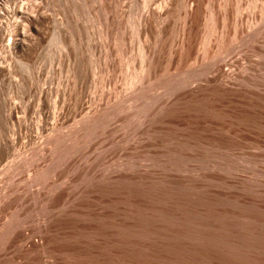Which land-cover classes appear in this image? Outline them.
Masks as SVG:
<instances>
[{"label":"rangeland","instance_id":"obj_1","mask_svg":"<svg viewBox=\"0 0 264 264\" xmlns=\"http://www.w3.org/2000/svg\"><path fill=\"white\" fill-rule=\"evenodd\" d=\"M166 2V34L138 32ZM23 4L40 22H18L29 63L0 76V111L15 109L0 165L18 167L0 178V264H264V0H202L195 54L179 48L191 0H0V21ZM216 62L245 89L239 105L179 95ZM39 118L61 140L51 178L30 188Z\"/></svg>","mask_w":264,"mask_h":264},{"label":"bare ground","instance_id":"obj_2","mask_svg":"<svg viewBox=\"0 0 264 264\" xmlns=\"http://www.w3.org/2000/svg\"><path fill=\"white\" fill-rule=\"evenodd\" d=\"M192 1V4L185 10L184 12V19H185V27L182 31V34H181V37H180V46L179 48L182 50V51H185V52H190L192 54H195V48L196 46L194 47L193 46V43H195V38H196V31H197V22L199 20V16H200V7L202 5V0H191ZM169 2V1H167ZM165 3L164 5H161L159 6L158 8L156 9H151L149 8V6L147 7L145 4V15L144 17L142 18V21L138 24V32L142 33L145 37H146V29H147V25L149 24V22H154L156 23L157 27H158V36L159 37H163L166 32H167V29L170 27H168V18H169V15L171 14L172 12V9H171V4L170 3ZM142 5V4H141ZM29 7L28 5L26 4H23L20 8L16 6H14L10 13L12 12L13 15L16 14L17 12V15H18V19L17 20H14L13 22H10V21H7L6 23H4L3 21H0V76L3 75V74H9L11 72V69H12V64L13 63H18L20 66H24L25 67V62H28L26 61L27 57L29 58V47H28V38H27V35L26 33H23L21 32L20 30V26H19V21H24L26 23V27H27V30H29V32H36V28L37 26L39 25V22H40V19L38 18L39 15L36 14L34 11H33V15H29L27 14V11H28ZM4 10L0 7V18L3 17V14H4ZM32 13V12H31ZM41 18V17H40ZM11 19V18H10ZM141 19V18H140ZM183 19V20H184ZM8 20V19H7ZM153 25V24H152ZM250 29V27H249ZM252 30V29H251ZM147 31H149L147 29ZM240 34V33H239ZM151 35V34H150ZM149 35V36H150ZM180 35V34H179ZM179 37V36H178ZM6 40L10 41L9 43L6 42ZM30 45V44H29ZM147 45V44H145ZM178 49V48H177ZM140 56L142 57V60H140V64L142 63H146V59L147 57H150V55L152 56V54L146 49V47L143 45L140 47ZM198 50V49H197ZM176 54V53H175ZM199 54V53H198ZM193 56V55H192ZM200 56V55H199ZM31 57V56H30ZM197 54H196V62H197ZM193 59V58H192ZM194 59V61H195ZM29 60V59H28ZM30 61V60H29ZM178 61V59H177ZM214 61V60H213ZM220 61V60H219ZM29 63V62H28ZM16 64V65H18ZM28 65V64H27ZM30 65V64H29ZM28 65V66H29ZM14 66V65H13ZM21 66V67H22ZM23 67V68H24ZM27 67V66H26ZM145 65H143L141 67L142 71L144 69ZM29 68V67H28ZM27 68V69H28ZM25 69V68H24ZM171 70V69H170ZM12 73V72H11ZM208 74L210 76H204V77H199L195 80H193L190 83L186 84L185 85V89L182 91V93H179V95H183V96H189V97H197V96H200L202 94H204L205 92L209 91V90H212V89H215L216 91L218 92H221L223 93L224 95H226L228 97L229 100H234L236 102L237 105H239V103L241 101H239V95H242L244 92H245V89L242 87V85L237 81V76L233 77L232 75H229L228 73H225L224 71L222 72L217 64L214 63V66L213 68L211 69L210 72H208ZM10 75V74H9ZM5 77V75H3ZM140 78V77H139ZM138 80V79H137ZM139 84L141 82V80L139 79ZM137 83V82H136ZM134 83V84H136ZM138 84V83H137ZM134 86V85H133ZM44 89H40V94L43 95L44 94ZM46 90V89H45ZM160 93V92H159ZM46 94V93H45ZM38 96V95H37ZM40 98H37L38 99H41V96L39 95ZM177 95H174V96H171L170 99H166L164 100V104L168 107H171L173 106L174 104V101L176 99ZM45 98V97H44ZM47 99V98H46ZM39 101V100H38ZM37 101V102H38ZM43 101V100H42ZM48 101V100H47ZM44 102H45V99H44ZM43 102V103H44ZM173 102V104H172ZM41 103V102H39ZM48 103V102H47ZM11 104V103H10ZM42 104V103H41ZM40 104V105H41ZM13 105L15 106V104L13 103ZM45 105V104H44ZM39 106V104H38ZM47 106V105H46ZM13 107V106H12ZM12 107H9L7 108V110L5 111L6 113H3V111H0V119H2V116L3 114H5L7 117H14L13 114L15 112V109L12 108ZM27 107V106H26ZM1 108V107H0ZM6 108V107H5ZM40 108V107H39ZM47 109V107H45ZM21 109V108H20ZM25 109V108H24ZM44 109V108H43ZM14 110V111H13ZM25 111V110H24ZM41 111V110H40ZM2 112V113H1ZM21 112V111H20ZM38 112H39V109H38ZM37 112V114H39ZM45 112V111H43ZM26 112H24L25 114ZM42 113V112H41ZM40 113V114H41ZM60 113V112H59ZM39 114V116H40ZM43 114V113H42ZM46 114V113H45ZM15 115V114H14ZM23 115V114H22ZM58 115V114H57ZM5 116V117H6ZM25 116V115H24ZM38 116V115H37ZM38 116V117H39ZM46 116H49V115H46ZM4 117V118H5ZM20 117V116H19ZM57 117V116H55ZM54 117V118H55ZM18 118V117H17ZM48 118V117H47ZM45 117V122L48 121ZM63 118V117H62ZM6 119V118H5ZM9 119V118H8ZM47 119V120H46ZM11 120V119H9ZM15 120V117L14 119ZM18 120V126L19 127H22L19 123V119ZM56 120V119H55ZM4 121V120H2ZM7 122V120H5ZM4 121V122H5ZM21 121V120H20ZM44 122V121H43ZM56 122V121H55ZM3 123L1 122L0 120V124ZM40 123L42 124V121L41 119L39 118L38 120V124L34 125L35 127V132H36V135H35V140H33V142H29L30 143V148L28 149V151L26 152V154H23L25 155L24 157L22 155H20V157L22 158V161L24 162V164H26V167H27V177H26V181H25V186H29L31 188V186L33 184H38V182L40 180H42V178L44 176L47 177V173L49 172L50 170V167H51V161H52V158L54 157V144H56V142H58L59 140H61L58 136V133L56 131V129H52V131L55 132V135L54 134H51V132L49 131L48 134H45V136H42V133L41 132L43 130V125H40ZM4 124V123H3ZM9 123H5V125H8ZM14 124V123H13ZM55 124V123H54ZM57 124H60L59 122ZM2 125V124H1ZM0 125V126H1ZM4 125V126H5ZM45 125V124H44ZM3 126V127H4ZM57 126V125H56ZM10 127H11V123H10ZM26 127V125H25ZM47 127V126H46ZM45 127V128H46ZM7 128V126L5 127ZM4 128V129H5ZM14 128H15V125H14ZM13 128V129H14ZM27 128V127H26ZM52 128V127H51ZM50 128V129H51ZM59 128V126H58ZM19 129V128H18ZM25 129V128H24ZM3 130V129H1ZM20 130V129H19ZM47 131V130H46ZM7 132V131H6ZM5 132V133H6ZM10 132V131H9ZM8 132V133H9ZM20 131H18L19 133ZM1 133V132H0ZM31 133V132H30ZM53 133V132H52ZM4 134V133H3ZM11 134V133H10ZM44 134V133H43ZM13 135L15 136V134L13 133ZM13 135L11 134L10 137H12V139H15L13 137ZM34 135V134H33ZM5 137V136H3ZM33 138V139H34ZM10 138H8V140H4L2 138V135L0 134V163L2 161H4L5 159H8V155L10 153V151L13 149V140L9 141ZM30 140V139H29ZM26 141V140H25ZM32 141V139L30 140ZM64 141V140H63ZM27 144V143H26ZM24 145V144H23ZM29 146V144H28ZM25 148V147H23ZM59 148V147H58ZM61 148V147H60ZM24 150V149H23ZM14 151V150H13ZM16 151V150H15ZM14 151V152H15ZM59 151V150H58ZM24 152V151H23ZM22 152V153H23ZM25 153V152H24ZM12 154V152L10 153V155ZM15 155V154H14ZM62 155V154H61ZM14 157V156H12ZM60 157V156H59ZM63 157V155H62ZM20 158V159H21ZM64 158V157H63ZM13 159V158H12ZM15 160V159H14ZM62 160L64 159H61V164H62ZM6 161V160H5ZM12 161V160H11ZM18 161V160H17ZM34 162L36 163L34 165ZM41 162V165H38V163ZM59 162V161H58ZM4 163V162H3ZM6 163V162H5ZM9 163V162H8ZM15 163V162H14ZM12 164V163H11ZM13 165V164H12ZM33 165V167H32ZM2 165H0V168H1ZM5 166V165H4ZM7 166V165H6ZM53 166V165H52ZM3 167V166H2ZM5 168V167H4ZM15 168H18V167H6L5 170H0V178H3L1 177L2 174H7L9 175V173H11L13 171V169ZM20 169V168H19ZM26 168H24L25 170ZM23 170V169H22ZM23 170V171H24ZM52 170V169H51ZM54 172V170H52ZM16 172V170H15ZM52 172V173H53ZM14 173H12V176L16 175V173L13 175ZM22 174V173H21ZM55 175V174H54ZM52 175V176H54ZM4 176V175H3ZM11 176V175H10ZM9 176V177H10ZM11 176V178H12ZM5 177H8V176H5ZM45 177V179H46ZM48 177L51 178L49 176V173H48ZM47 177V178H48ZM22 178V177H21ZM19 178V179H21ZM16 179V178H15ZM54 179V178H52ZM9 180V179H7ZM47 180V179H46ZM49 180V179H48ZM6 181V179L4 180ZM19 181V180H18ZM7 182V181H6ZM11 182V181H10ZM13 182V181H12ZM10 183L11 185L13 183ZM42 182V181H41ZM45 182V181H43ZM49 182V181H48ZM47 182V183H48ZM52 182V181H51ZM5 183V182H4ZM9 183V182H7ZM17 184V183H16ZM36 184V185H37ZM46 184V182H45ZM9 186V184H7ZM40 185V184H39ZM42 185V184H41ZM6 186V185H5ZM44 186V185H43ZM1 187V186H0ZM4 187V185L2 186ZM10 187V186H9ZM37 187V186H36ZM40 187V186H38ZM16 188V187H15ZM41 188H43L42 186L40 187V191H41ZM1 189V188H0ZM4 189V188H2ZM7 189V188H6ZM11 189V188H10ZM17 189V188H16ZM38 189H35L33 192L34 194L37 192H40L38 191ZM61 189V188H60ZM30 190V189H29ZM1 191V190H0ZM3 191V190H2ZM6 191V190H5ZM5 191L3 193H5ZM16 191V190H15ZM21 191V190H20ZM61 191V190H60ZM8 192L10 191H7V195H8ZM14 192V191H13ZM20 193V192H19ZM22 193V192H21ZM24 193V192H23ZM15 194V193H14ZM18 194V193H17ZM39 194V193H38ZM5 195V194H4ZM16 195V194H15ZM19 195V194H18ZM25 195V194H23ZM0 196H2V192L0 193ZM39 197V196H37ZM3 198H5V196H3ZM34 199V198H33ZM35 243H32V245H34Z\"/></svg>","mask_w":264,"mask_h":264}]
</instances>
